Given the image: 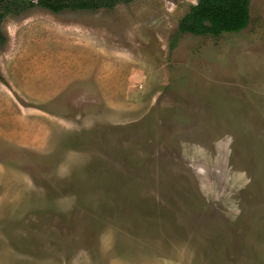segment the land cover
<instances>
[{
	"label": "rangeland",
	"instance_id": "374dc122",
	"mask_svg": "<svg viewBox=\"0 0 264 264\" xmlns=\"http://www.w3.org/2000/svg\"><path fill=\"white\" fill-rule=\"evenodd\" d=\"M197 3L4 19L0 264H264V0Z\"/></svg>",
	"mask_w": 264,
	"mask_h": 264
},
{
	"label": "trees",
	"instance_id": "16d2710c",
	"mask_svg": "<svg viewBox=\"0 0 264 264\" xmlns=\"http://www.w3.org/2000/svg\"><path fill=\"white\" fill-rule=\"evenodd\" d=\"M134 0H0V44L6 41L1 25L10 15L40 7L55 13L66 9L90 10L113 9L119 4H129ZM251 0H198L182 18L179 31L195 35L219 36L244 30L250 23ZM1 76V75H0Z\"/></svg>",
	"mask_w": 264,
	"mask_h": 264
},
{
	"label": "crops",
	"instance_id": "0c3cea01",
	"mask_svg": "<svg viewBox=\"0 0 264 264\" xmlns=\"http://www.w3.org/2000/svg\"><path fill=\"white\" fill-rule=\"evenodd\" d=\"M8 110H9V109H8ZM8 113H11V112H10V110H9V112H8Z\"/></svg>",
	"mask_w": 264,
	"mask_h": 264
}]
</instances>
